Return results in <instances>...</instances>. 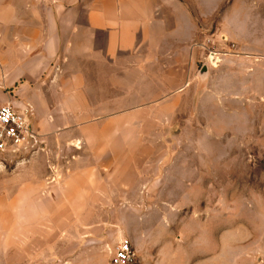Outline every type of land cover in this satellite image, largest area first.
<instances>
[{
  "label": "rangeland",
  "instance_id": "obj_1",
  "mask_svg": "<svg viewBox=\"0 0 264 264\" xmlns=\"http://www.w3.org/2000/svg\"><path fill=\"white\" fill-rule=\"evenodd\" d=\"M203 13L207 80L157 99L138 146L109 147L104 169L76 145L0 155V264H109L123 238L138 264H264V0ZM75 166H101L91 194Z\"/></svg>",
  "mask_w": 264,
  "mask_h": 264
},
{
  "label": "crops",
  "instance_id": "obj_2",
  "mask_svg": "<svg viewBox=\"0 0 264 264\" xmlns=\"http://www.w3.org/2000/svg\"><path fill=\"white\" fill-rule=\"evenodd\" d=\"M214 15L203 0H0V106L29 107L48 153L76 145L84 163L94 148L104 169L109 147L139 145L157 99L203 86L201 34ZM102 173L69 171L84 194Z\"/></svg>",
  "mask_w": 264,
  "mask_h": 264
},
{
  "label": "built area",
  "instance_id": "obj_3",
  "mask_svg": "<svg viewBox=\"0 0 264 264\" xmlns=\"http://www.w3.org/2000/svg\"><path fill=\"white\" fill-rule=\"evenodd\" d=\"M31 109L17 111L9 105L0 106V155L38 152L44 145L41 136L31 125ZM109 264H138L130 241L121 239L112 253Z\"/></svg>",
  "mask_w": 264,
  "mask_h": 264
},
{
  "label": "water",
  "instance_id": "obj_4",
  "mask_svg": "<svg viewBox=\"0 0 264 264\" xmlns=\"http://www.w3.org/2000/svg\"><path fill=\"white\" fill-rule=\"evenodd\" d=\"M198 78L201 82H206L207 80V66H203L198 72Z\"/></svg>",
  "mask_w": 264,
  "mask_h": 264
},
{
  "label": "bare ground",
  "instance_id": "obj_5",
  "mask_svg": "<svg viewBox=\"0 0 264 264\" xmlns=\"http://www.w3.org/2000/svg\"><path fill=\"white\" fill-rule=\"evenodd\" d=\"M211 58L214 60V62H216L217 59L215 57L212 56ZM212 59H210V60H212Z\"/></svg>",
  "mask_w": 264,
  "mask_h": 264
}]
</instances>
